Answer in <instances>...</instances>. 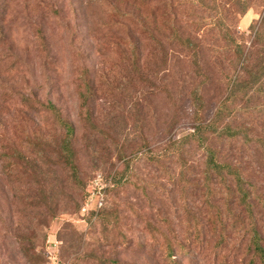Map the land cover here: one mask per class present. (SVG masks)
Returning a JSON list of instances; mask_svg holds the SVG:
<instances>
[{"label":"rangeland","instance_id":"374dc122","mask_svg":"<svg viewBox=\"0 0 264 264\" xmlns=\"http://www.w3.org/2000/svg\"><path fill=\"white\" fill-rule=\"evenodd\" d=\"M169 17L201 43L208 121L227 93L225 74L238 66L217 29L242 37L255 72L264 57V35L250 32L262 26L257 10L238 16L236 0H0V264H264L251 241L254 229L264 248V156L220 148L242 172L246 208L233 177L208 171L193 139L181 153L169 144L193 130L190 91L199 80L190 55L167 39ZM138 20L156 27L162 46ZM86 71L94 127L80 98ZM262 85L249 89L253 109L241 120L254 119L257 133ZM49 102L75 127L76 176ZM98 171L119 179L91 222L79 207Z\"/></svg>","mask_w":264,"mask_h":264},{"label":"trees","instance_id":"16d2710c","mask_svg":"<svg viewBox=\"0 0 264 264\" xmlns=\"http://www.w3.org/2000/svg\"><path fill=\"white\" fill-rule=\"evenodd\" d=\"M237 3V13L238 16H243L249 9L257 10L261 15L262 26L255 27V22L250 24V32L254 36V39L261 38L264 35V0H236ZM116 13L124 15L116 6L113 8ZM129 12L125 14L127 17ZM167 15V14H163ZM141 29L146 31L149 36L154 37L155 41L162 46V39L153 36L154 29L156 27L147 26L143 20H138ZM169 24L168 29L170 31V38H167L169 43L180 50L186 51L191 57L192 74L195 78H199L196 85L190 91V98L193 105V116L195 124L193 125L192 132L171 140L169 144L174 148V152L181 153L184 145L193 139L198 147L202 148L205 152V166L208 171L215 173L217 177L225 181L227 176L233 177L235 186L237 188V193L242 199V203L246 208H251V203L248 200L250 192L244 187V179L242 172L236 165H233L230 161H222L219 153L221 146H227L230 149L236 148L238 154L243 150L252 151L259 150L262 156H264V130L259 133L254 132L252 125H255V120L241 121L244 115L251 113L252 106L249 104V89L257 86V89L263 90V80L264 76V57L263 60L259 61L261 66L256 69L257 71H251L249 65L252 63L251 51L246 50L244 47V42L242 37L234 35L231 31H226L222 29H217L221 32L223 38L226 41L227 51H231L233 56L237 59V69L234 68V72L231 75L225 74V87L226 95L219 101L212 117L207 121L203 118V108H204V96L202 89L204 86L208 85L211 81L210 74L204 70V65L202 61V46L199 41L192 38L189 35H184L180 29L174 24L173 19L165 20ZM199 25H202L200 22ZM160 35L164 38L161 34ZM131 52L135 56V61L137 57V44L135 42H129ZM264 45V41H263ZM82 80L84 83L83 89L80 91L81 104L85 105L84 110L85 118L90 126L94 127L92 122V112L90 109L91 103L94 101L96 96V90L88 77L84 74ZM246 98L245 101L237 105L238 100ZM48 110L52 114L57 126L61 130L60 139V151L62 153V158L64 159L65 167L70 170V173L76 176L77 166L75 162V148L74 143L76 140V131L73 123L67 118L63 117L60 111L52 103H48ZM258 113L264 112V103L259 104L254 107ZM241 114V118L236 119L237 115ZM215 143L216 146H213ZM110 176V175H109ZM112 186L107 188L105 201L107 197V191L118 184V179L116 174L112 175ZM86 195V189L83 193V197ZM83 199V198H82ZM105 205V204H104ZM104 205L99 209L97 215L90 216L91 222L97 220L103 215L105 210ZM117 219V217H116ZM252 229V228H251ZM251 235V241L254 249V257H258L264 263V248L260 244V239L258 234L254 229ZM163 247L167 259L172 262V255L174 253V248L171 242H166ZM180 244V243H178ZM181 248L183 245H181ZM253 260L249 261L248 264H253ZM174 263V262H173ZM223 264V263H221Z\"/></svg>","mask_w":264,"mask_h":264},{"label":"built area","instance_id":"2783aa9c","mask_svg":"<svg viewBox=\"0 0 264 264\" xmlns=\"http://www.w3.org/2000/svg\"><path fill=\"white\" fill-rule=\"evenodd\" d=\"M112 176H104L101 172H95L90 180L86 195L83 197L79 207L82 219L96 216L99 209L105 204L106 190L112 186ZM55 262V256H53Z\"/></svg>","mask_w":264,"mask_h":264}]
</instances>
